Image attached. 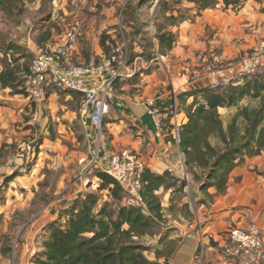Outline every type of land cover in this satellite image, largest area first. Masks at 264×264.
Wrapping results in <instances>:
<instances>
[{
	"label": "rangeland",
	"instance_id": "obj_1",
	"mask_svg": "<svg viewBox=\"0 0 264 264\" xmlns=\"http://www.w3.org/2000/svg\"><path fill=\"white\" fill-rule=\"evenodd\" d=\"M2 1H8V7L0 9V46L10 42L12 37L16 36L19 39L27 36L32 26L50 30L53 38L58 40L73 21V15L69 12L73 8V0H59L58 9L53 8L54 0H20L18 3H10V0ZM75 1V4L79 2L78 5L81 7L85 4L82 10L85 14V21L95 17L96 24L94 27H98L102 22L101 26L104 23V30L108 32L107 36L109 38L114 37L112 39L114 41L119 38L118 26L114 30L111 27V22H109L113 20L111 17L113 9L117 6L113 5L111 8L108 6L109 8H106V10L110 9V14L105 18L104 15H100L101 10L98 8V14L95 16V13L92 14L88 11L89 5H93L90 0H86V3L83 0ZM38 2L39 5L37 6ZM104 2L105 0L102 3ZM168 3L170 5L169 9H165L162 6L159 7L158 4L155 7V0H132L120 19L117 16V9H115L114 15L118 19V24L120 22L123 28L122 34L127 39L131 58L135 53H144L142 56L144 66H137L136 74L132 79L121 82V85L117 87L114 86V96L115 93L116 95H121L125 92L132 96L137 94L141 96L144 95L143 93L151 94L152 96L159 93L161 88H168L167 90H169L168 83L169 81L171 82L172 76L184 77L188 80L187 76L191 72V66L200 60L197 55L192 56L193 59L185 58L179 60L169 54L171 50L170 52H165V59L157 60L154 55L152 62H146L148 53L145 50L149 51L151 48L149 31L155 30V35H157L159 28H162L163 32L164 30L170 31L171 27H169L167 21L170 14L180 10L182 15L187 17L191 9L184 1L177 3L176 0H169ZM243 4L237 10L229 8L223 10V13H230L232 17L238 16L237 14L243 9ZM36 6L38 7L37 10H35ZM175 16H177L176 13ZM261 23L263 24V22ZM261 23H258L257 26L255 25V28L264 29ZM127 27L133 32L130 36L129 34L127 35ZM255 28L249 27L248 29L257 32L258 29L256 30ZM39 29H35V31L39 32ZM82 29L85 30L84 26ZM99 29H97L98 32ZM198 32L202 36L206 35L207 39L203 42L204 44H208V40L216 38L215 32L213 33L209 27H200ZM173 34L176 35L177 33ZM251 34L250 43L257 38L259 33L253 34L251 32ZM235 37L244 41L247 38V34L244 36L236 35ZM95 38H97V35H94ZM262 39L264 40V38ZM258 42L260 40H256L253 45ZM232 43L234 44V41ZM233 47L236 52L231 58L224 59L226 53H230V51L228 50L229 47L222 41L214 42L210 47L207 46L206 52L209 55L204 54L207 58L210 56V59L208 58L210 62L224 67L227 64H236L244 57L245 53L253 52L248 48L240 51V53L237 51L238 46L232 45V51H234ZM3 48L1 47L0 51L4 52ZM1 61L2 57L0 56ZM185 69L189 70H186V72ZM24 84L22 85L23 91ZM194 86L191 85L188 88ZM123 87H126V91H121ZM179 91L177 90V92ZM73 94L74 96L72 93L57 89L49 90L45 100L40 105L36 106L26 99L30 108H24V102L17 97L25 98V95H16V97L10 93L0 91L1 105H9L15 111V118H10L8 131H0V264H34L35 259L42 254L40 246L47 237L49 226L53 222H56L59 226H65L67 213L70 211L72 204L82 199H78L79 195L84 196L87 193H95L100 198L99 206L104 202H109V205L112 206L110 210L116 209V205L110 202L107 191L99 190L101 182L95 177V172L101 170L94 166H89L92 159L91 155L95 150L96 139L93 137L89 140L86 136V126L82 124L80 115L81 96L76 93ZM7 95L13 98V100L8 102V105L2 99V97ZM262 101L261 98L245 96L236 106L218 111L223 127L226 129L232 118L242 108L259 110L262 106ZM34 113L37 119L32 122L31 116ZM239 122L240 120L237 121V123ZM26 123L29 124L26 125ZM124 136L128 138L135 136V130L129 122L117 120L114 125H111V121L108 119L103 120L101 124V139L99 140L101 145L104 141L105 143H110L115 140L116 149L130 148ZM88 141L90 142L88 143ZM210 141L213 146L217 145L216 139L212 138ZM185 169L187 168L185 167ZM194 171L199 173L197 170ZM186 172L187 170L185 174ZM15 175L16 177H14ZM186 175H189V179L193 182V177L189 171ZM6 180L8 181L6 182ZM194 183L199 185L198 181ZM174 194L173 197L175 198L182 196L181 192H174ZM128 200H131V197L125 194V199L119 204H135H129ZM167 225L168 220H162L151 234L136 238L135 241L151 250V239L155 235V240L161 237L165 233L164 229L167 228ZM160 248L163 253H168L165 247L161 246ZM23 250H25L24 255L22 254ZM33 252V257H30V253ZM22 256L25 257L24 260H21ZM145 256H147V259L150 258L147 252Z\"/></svg>",
	"mask_w": 264,
	"mask_h": 264
},
{
	"label": "crops",
	"instance_id": "obj_2",
	"mask_svg": "<svg viewBox=\"0 0 264 264\" xmlns=\"http://www.w3.org/2000/svg\"><path fill=\"white\" fill-rule=\"evenodd\" d=\"M83 1L86 3V0ZM103 1L90 0V3H93V5H89L88 11L93 14L94 12H92V10L94 9L96 11L94 14L95 16L98 14V9H100V15H104L106 18L107 15L110 14V9L106 10V8H111L113 5L117 6L115 9L118 8V4L113 0H105V2L102 3ZM58 2L59 0H54V9L59 8ZM75 2L76 1L73 0V8L69 12L73 15V19L77 17L81 20V26H84L85 30H83L82 27L80 28L73 52V59L76 62L82 63H100L107 56L100 47V41L103 36L108 35V32L104 30V23L103 26H101L102 22L98 27H94L96 24V20H94L95 17L85 21V14L82 12L83 5L85 4L81 7L78 5L79 2L76 4ZM38 5L39 2L37 3V6ZM188 5L192 9V5ZM37 6L35 10H37ZM115 9H113V15L111 16L113 20L109 21L114 30L118 25V20L114 15ZM223 12L222 0H219V4L215 9L206 10L202 12L199 17L183 21L177 27H171L170 31L177 33V42L169 54L179 60L185 58L193 59L192 56L195 55H197L198 59L204 58L208 60L210 56L207 58L204 54H208L206 52V49H208L207 46L210 47L214 42L222 41L229 47L228 50L230 51V53H226L225 57L222 56L225 59L231 58V56L235 54L236 49L233 47L234 51H232V45L238 46L237 51L240 52L252 47L256 40H263L264 29L257 27V30L255 25L257 26L258 23L263 22V24H261L264 27V0H246L243 4L242 11L237 14L238 16L232 17L230 13ZM229 12L231 11L229 10ZM193 13L194 12L191 14ZM200 27H209L213 33L215 32L216 38L208 40V44H204L203 42H205L207 37L206 35L202 36L201 33L199 34L198 29ZM249 27H254L257 32L248 29ZM98 28H100L99 32L97 31ZM35 29H39L38 26H32L27 36H23L19 39H17L16 36L12 37L10 42L26 48V50L34 56L44 44L56 41V38H53L50 30H43V28H40L38 32L37 30L35 31ZM47 32L49 33V37L44 41L43 38ZM251 32L253 34L259 33L252 43L249 41V39L252 38ZM245 34H247V38L244 41L238 40L236 39L237 37H235L236 35L244 36ZM94 35H97V38L94 39ZM107 37L108 40H106L105 43L108 46L109 39L112 40L114 37ZM201 39L203 40L201 41ZM232 41H234V44ZM152 45L154 48L153 51H155L157 49L155 40L152 42ZM145 51L149 54V51ZM162 57V59H165L164 56ZM140 59L142 63H140L139 66H144V59L142 56H140ZM151 60L152 59L147 60L146 62H152ZM199 61L193 64L190 69L193 70ZM186 70L189 69H185V71ZM208 82L207 76H203L201 79L191 84L189 80L184 77H176L174 75L171 77V82L169 81L168 83L169 90H167L168 88H161L159 93L152 96L146 93H143L144 95L141 96H138V94L132 96L129 95L128 92L121 95H116L115 93V98L111 103V112L107 119L111 121V125H114L117 120L127 121L131 124V127L135 130V136L131 138L124 137L126 138L127 145H129L144 162L146 169L167 181L169 180L167 176L174 178L177 183L176 186H179L182 181L188 183L182 190V196H179V198L173 197L175 195L174 187L168 189L160 187L157 191H154L155 196L158 197L160 202L163 218L164 220H168L167 228L164 229L165 233L157 240L154 239L155 235L154 238L151 239L152 249L147 251V255L150 257L148 260L158 262L159 264H231V262L220 253L221 245L223 244L226 234L232 229H247L252 225L259 229L264 245V152H261L258 156L246 158L244 163L232 170L229 175L225 193L215 195V189L210 188L207 192L213 195L211 203L204 205L199 204L197 202L204 199L201 186L199 187V185L193 183L192 180L189 179V175H186V180L183 179L186 169L184 162L181 160L179 151L172 143L171 123L169 122L168 128L158 130L154 119L147 113V108L144 105L145 97H154L158 94H162L163 100L157 101L154 108L163 112L175 105L178 110L177 121L185 123L186 118L184 117V110L192 104L193 100L188 98L185 103H182L179 96L182 93H191V91L205 88L209 86ZM118 85H121V82L116 83L114 86L117 87ZM191 85L195 86L188 88ZM174 89L180 91L177 92V90ZM0 91L10 93L9 89ZM121 91H126V87H123ZM17 98L24 102V108H30L26 98ZM2 99L7 105L10 100H13V98L8 95L2 97ZM12 105L15 106L14 104ZM224 109L220 108L218 111L220 112ZM14 113L15 111H13L9 105L2 106L0 102V131H8L10 118H15ZM28 124L29 123H26V125ZM85 133L89 140L90 138L92 139L94 137V129L92 126L87 125ZM114 141L115 140H112L110 143L103 142L97 161V169L102 171L107 165L110 154L114 150H118V148L116 149L117 145H115ZM89 142L90 141H88V143ZM83 197L84 196L79 195L78 199ZM201 239L205 244V256L200 262L197 257ZM161 246L165 247L168 253H163L160 248ZM24 253L25 250H23L22 254L24 255ZM33 255L34 252L30 253V257H33ZM24 258L25 257L22 256L21 260H24Z\"/></svg>",
	"mask_w": 264,
	"mask_h": 264
},
{
	"label": "trees",
	"instance_id": "obj_3",
	"mask_svg": "<svg viewBox=\"0 0 264 264\" xmlns=\"http://www.w3.org/2000/svg\"><path fill=\"white\" fill-rule=\"evenodd\" d=\"M19 1L10 0V3ZM166 1L160 0L159 7L169 9V0ZM176 1H184L192 5V9L187 17H184L180 10L171 13L167 18L169 27L192 20L206 10L215 9L219 4V0ZM243 2L245 0H222L223 10H237ZM7 3L8 1L0 0V9L7 8ZM192 12L194 13L191 14ZM128 28L126 31L130 36L133 32ZM48 37L47 32L44 41ZM106 40L107 36L101 38L100 47L108 55L113 41L109 39L107 46ZM154 40L157 43V53L166 56L165 52L174 48L177 37L172 32H163V29L159 28ZM1 47H4V52L0 51V90L9 89L13 96L25 95L22 85L32 54L13 42H6ZM153 49L151 41L147 60L153 59ZM143 55L144 53H135L134 56ZM72 95L74 96L73 93ZM245 96L261 98V108H242L225 129L218 110L236 106ZM179 98L182 103L188 98L193 100L184 110L186 122L180 126L179 149L184 154V164L187 172L193 177V183L198 181L201 186L204 199L197 203L208 204L213 200V195L207 192L208 189H215V195L225 193L232 170L244 163L246 158L264 152V74L238 85L207 86L191 93H182ZM212 138L216 139L217 145L211 144ZM95 173V177L101 182L99 190L107 191L110 202L116 205V209L111 211L109 202L99 206L100 198L95 193L85 194L81 200L72 204L64 227L56 222L49 226L47 237L40 246L42 254L35 259L34 264H159L146 258L145 253L149 248L138 244L135 239L151 234L164 220L160 202L154 191L160 187H174L175 192H182L188 183L182 181L176 186L174 178L167 176V181L145 169L142 175V204L124 205L119 204L125 199V193L120 186L104 172Z\"/></svg>",
	"mask_w": 264,
	"mask_h": 264
},
{
	"label": "built area",
	"instance_id": "obj_4",
	"mask_svg": "<svg viewBox=\"0 0 264 264\" xmlns=\"http://www.w3.org/2000/svg\"><path fill=\"white\" fill-rule=\"evenodd\" d=\"M113 1L118 4L117 16L120 19L132 0ZM158 1L160 0H155V5ZM92 12L96 11L93 9ZM81 25V20L77 17L74 18L69 28L58 40L44 44L34 55L25 76L24 94L25 98L36 106L40 105L45 100L48 91L53 89L81 96L82 124L92 126L96 139L95 150L91 155L89 166L96 167L102 148L99 141L101 139V124L111 112V103L115 98L114 85L132 79L142 60L140 56L131 58L127 39L122 34L123 28L119 22L117 25L119 38H116L115 41L112 40L110 53L102 62L74 61L73 52ZM151 26L153 27V25ZM149 36L153 42L155 30L149 31ZM250 50L253 52L245 53L244 57L236 64H227L224 67L201 58L189 72V82L192 84L201 77L207 76L211 87L238 85L264 74V40L250 47ZM154 53L155 59H162L156 50ZM162 100V94L147 97L144 99V105L147 108V113L154 119L158 130L168 128L169 122L171 123L172 143L179 151L181 160L185 162L184 154L179 149V132L182 123L177 121L178 110L175 105L163 112L156 110L155 103ZM36 119L34 113L31 116V121L34 122ZM145 169L144 162L136 152L132 148L123 147L110 154L102 172L112 178L123 192L131 197V200H128L129 204H142V175ZM186 178L185 174L183 179L186 180ZM204 246L201 239L197 257L200 262L205 256ZM220 253L231 264H264V245L259 229L252 225L247 229L230 230L224 238Z\"/></svg>",
	"mask_w": 264,
	"mask_h": 264
},
{
	"label": "water",
	"instance_id": "obj_5",
	"mask_svg": "<svg viewBox=\"0 0 264 264\" xmlns=\"http://www.w3.org/2000/svg\"><path fill=\"white\" fill-rule=\"evenodd\" d=\"M158 4V3H157ZM157 4L155 5V7H157Z\"/></svg>",
	"mask_w": 264,
	"mask_h": 264
}]
</instances>
